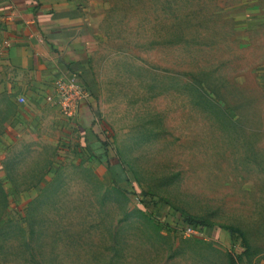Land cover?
I'll use <instances>...</instances> for the list:
<instances>
[{
  "label": "rangeland",
  "instance_id": "1",
  "mask_svg": "<svg viewBox=\"0 0 264 264\" xmlns=\"http://www.w3.org/2000/svg\"><path fill=\"white\" fill-rule=\"evenodd\" d=\"M76 2L77 116L0 110V264H264V0Z\"/></svg>",
  "mask_w": 264,
  "mask_h": 264
},
{
  "label": "crops",
  "instance_id": "2",
  "mask_svg": "<svg viewBox=\"0 0 264 264\" xmlns=\"http://www.w3.org/2000/svg\"><path fill=\"white\" fill-rule=\"evenodd\" d=\"M87 25L76 0H0V110L27 122L56 106L47 97H56L59 82L84 78L92 44Z\"/></svg>",
  "mask_w": 264,
  "mask_h": 264
},
{
  "label": "built area",
  "instance_id": "3",
  "mask_svg": "<svg viewBox=\"0 0 264 264\" xmlns=\"http://www.w3.org/2000/svg\"><path fill=\"white\" fill-rule=\"evenodd\" d=\"M88 98V92L76 76H70L59 82L56 97L49 96L47 101L58 106L67 118L77 116L83 102ZM24 103V100H19Z\"/></svg>",
  "mask_w": 264,
  "mask_h": 264
},
{
  "label": "trees",
  "instance_id": "4",
  "mask_svg": "<svg viewBox=\"0 0 264 264\" xmlns=\"http://www.w3.org/2000/svg\"><path fill=\"white\" fill-rule=\"evenodd\" d=\"M79 78V77H78ZM80 79V78H79ZM81 83L83 84L82 82V79H80ZM186 222L189 226L191 227H200V226H204V222L202 220H198V219H195V218H192V217H187L186 218ZM222 229L227 232V234L230 236V240L231 242H235V230L234 229H231V228H226V227H222ZM229 262L230 264H236V259L233 257V256H230L229 258Z\"/></svg>",
  "mask_w": 264,
  "mask_h": 264
}]
</instances>
